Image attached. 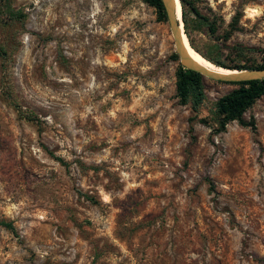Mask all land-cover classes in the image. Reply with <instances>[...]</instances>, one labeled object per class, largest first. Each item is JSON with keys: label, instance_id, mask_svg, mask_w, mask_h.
<instances>
[{"label": "rangeland", "instance_id": "374dc122", "mask_svg": "<svg viewBox=\"0 0 264 264\" xmlns=\"http://www.w3.org/2000/svg\"><path fill=\"white\" fill-rule=\"evenodd\" d=\"M182 6L201 56L264 62V0ZM174 55L143 0H0V264H264V96L218 132L237 86L193 112Z\"/></svg>", "mask_w": 264, "mask_h": 264}, {"label": "trees", "instance_id": "16d2710c", "mask_svg": "<svg viewBox=\"0 0 264 264\" xmlns=\"http://www.w3.org/2000/svg\"><path fill=\"white\" fill-rule=\"evenodd\" d=\"M143 1L156 10L159 21H167L161 0ZM179 1L180 4L183 3V0ZM181 17L186 37L192 46L191 38L186 28L187 22L183 6ZM252 53L253 49L240 46L229 49V54L231 55L230 64H223L219 62V60H213L206 56L203 57L216 66L230 70L263 68L264 62L256 64L251 60ZM174 57H176V55H174ZM229 84L236 85L237 88L219 98L215 104V113L218 116V132H224L225 127L234 121L241 126H247L242 120L243 114L255 103V101L264 96V79ZM175 90L179 104L183 106L190 105L193 112L198 110L205 99L203 77L182 66H179L176 72ZM2 225L10 227L8 224Z\"/></svg>", "mask_w": 264, "mask_h": 264}, {"label": "water", "instance_id": "95a60500", "mask_svg": "<svg viewBox=\"0 0 264 264\" xmlns=\"http://www.w3.org/2000/svg\"><path fill=\"white\" fill-rule=\"evenodd\" d=\"M161 2L173 38L175 54L178 56L180 65L183 68L196 72L200 74L203 78L205 77L217 82H224V83H239V82L264 79V67L257 69H250V70L228 69L231 72V74H219L207 70L201 67L200 65H198L197 63H195L189 57L183 44L182 36L183 34L185 35V33H184V29L181 28V24L183 26L182 17H180V19L177 18L175 0H161Z\"/></svg>", "mask_w": 264, "mask_h": 264}, {"label": "bare ground", "instance_id": "6f19581e", "mask_svg": "<svg viewBox=\"0 0 264 264\" xmlns=\"http://www.w3.org/2000/svg\"><path fill=\"white\" fill-rule=\"evenodd\" d=\"M175 6H176L177 18L180 19V17H181V4H180L179 0H175ZM181 28H183L182 24H181ZM182 40H183L185 50L187 51L189 57L195 63H197L201 67H203L207 70H210L212 72H216L219 74H231V72L228 69H226V68L224 69V68L217 67V66L213 65L211 62H209L207 59H205L203 56H201L197 51H195L194 48L191 46L186 35L183 34ZM233 73H235V72H233Z\"/></svg>", "mask_w": 264, "mask_h": 264}]
</instances>
